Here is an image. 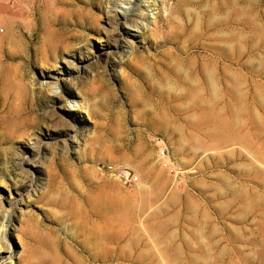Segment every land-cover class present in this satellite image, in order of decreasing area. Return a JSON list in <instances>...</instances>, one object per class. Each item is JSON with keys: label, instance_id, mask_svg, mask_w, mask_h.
Listing matches in <instances>:
<instances>
[{"label": "rangeland", "instance_id": "rangeland-1", "mask_svg": "<svg viewBox=\"0 0 264 264\" xmlns=\"http://www.w3.org/2000/svg\"><path fill=\"white\" fill-rule=\"evenodd\" d=\"M129 1L0 0V264H264V0Z\"/></svg>", "mask_w": 264, "mask_h": 264}, {"label": "bare ground", "instance_id": "bare-ground-1", "mask_svg": "<svg viewBox=\"0 0 264 264\" xmlns=\"http://www.w3.org/2000/svg\"><path fill=\"white\" fill-rule=\"evenodd\" d=\"M59 1V0H58ZM129 1V0H128ZM132 1V0H131ZM130 2V1H129ZM141 2V1H140ZM143 2V1H142ZM125 3V2H124ZM127 3V2H126ZM138 3V2H137ZM107 4V2H106ZM115 5V4H113ZM130 5V4H129ZM108 8V7H107ZM122 8V7H121ZM118 9V10H121ZM125 8V7H124ZM117 9V8H116ZM123 9V8H122ZM113 10V9H112ZM105 11V10H104ZM110 12V11H108ZM135 12V11H133ZM101 15V14H100ZM103 15V14H102ZM106 15V14H105ZM112 15V14H111ZM110 15V16H111ZM114 15L117 16V15H126L125 14V9L121 10V11H117V10H114ZM113 17V16H112ZM119 18V17H118ZM126 18V16H125ZM107 19V18H106ZM111 19V18H110ZM116 20V19H115ZM114 20V21H115ZM125 20V19H124ZM127 21V20H126ZM119 23V22H118ZM97 25V24H96ZM105 33V32H104ZM107 35V33H106ZM125 38H129L131 36V34L127 31L125 32ZM133 36V35H132ZM131 45V44H130ZM57 80L59 79V76L57 75H54ZM47 77H50L49 75L47 74H43L42 75V78L45 79ZM56 80V82H51L50 85H49V90L52 91V93H54L55 95L58 96V98H61L62 101H64L65 103L68 102L70 105H73V106H78V100L76 99L77 97H74V96H69V97H63V92H62V89L60 88V86L58 85V81ZM36 162V161H35ZM9 197L11 198V202L8 205H5L3 203V200L2 198L0 197V212L2 213V216H1V219H0V229H1V236L0 238L3 237V239L7 240V229L9 228L8 226V219H9V216L10 214H12L11 212H14L12 211L13 209V206L16 207L17 206V203H16V196H14V193L13 192H10L9 193ZM12 209V210H10ZM16 209V208H15ZM13 215V214H12ZM10 220V219H9ZM8 226V228H7ZM3 235V236H2ZM2 240V239H1ZM2 242V241H0ZM4 242V241H3ZM13 252H14V247H12L11 245L7 244V257L8 259H10V264H13V260H12V256H13Z\"/></svg>", "mask_w": 264, "mask_h": 264}]
</instances>
